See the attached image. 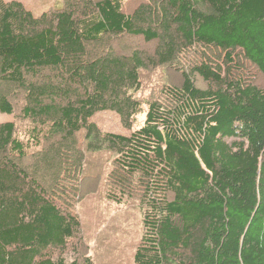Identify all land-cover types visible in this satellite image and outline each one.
<instances>
[{
  "label": "trees",
  "instance_id": "1",
  "mask_svg": "<svg viewBox=\"0 0 264 264\" xmlns=\"http://www.w3.org/2000/svg\"><path fill=\"white\" fill-rule=\"evenodd\" d=\"M147 1L154 30L140 25V10L126 13L123 0H74L39 15L19 0H0V88L19 81L28 90L26 112L50 119L53 134L86 131L90 149L114 154L109 196L122 203L138 190L143 214L135 264H264V87L244 68L249 62L264 75V0ZM122 34L158 39L163 63L197 50L194 72L211 86L199 88L184 73L131 133L101 132L92 122L98 112H141L132 95L143 58H95L87 50ZM38 69L60 70L84 95L58 105L55 83L26 84ZM2 94L0 111L13 113ZM26 157L14 123H2L0 264H95L91 256L67 257L80 218L28 171Z\"/></svg>",
  "mask_w": 264,
  "mask_h": 264
},
{
  "label": "rangeland",
  "instance_id": "2",
  "mask_svg": "<svg viewBox=\"0 0 264 264\" xmlns=\"http://www.w3.org/2000/svg\"><path fill=\"white\" fill-rule=\"evenodd\" d=\"M19 1L37 15L50 12L63 3H74V0ZM146 5L147 0H123L126 13L140 10V25L154 30V20L145 9ZM161 45L158 39L148 41L143 36L129 34L106 35L101 41L87 45L89 54L95 58L137 56L144 60L139 69L138 89L132 95L140 102L141 112L128 118L114 110L100 111L92 122L101 132L131 133L143 123L149 103L166 102L164 88L167 85L181 86L184 73L189 74L199 88L211 86L194 72L193 67L202 58L197 50L187 49L170 62L163 63L157 54ZM244 68L258 87H264V75L254 65L245 62ZM24 80L26 84L36 85L55 83L60 90L57 98L52 97V100L58 105L76 102L84 95L83 85L67 83L57 69H38L34 74H26ZM21 85L16 80L2 83L0 91L14 110L11 114L0 111V125L8 121L14 123L15 136L23 141L27 153L22 164L79 216L81 232L68 244L67 257L72 260L78 256H91L95 264H135V250L143 233L138 190L134 191L135 197L129 194L122 203L111 199L108 178L113 169L114 154L106 149H90L86 131L72 137L53 134L50 119L30 116L26 112L30 104L28 90ZM44 103L51 102L47 99Z\"/></svg>",
  "mask_w": 264,
  "mask_h": 264
}]
</instances>
